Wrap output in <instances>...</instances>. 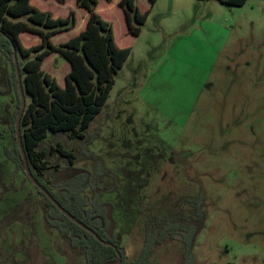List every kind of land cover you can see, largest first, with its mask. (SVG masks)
I'll return each instance as SVG.
<instances>
[{
    "label": "rangeland",
    "instance_id": "obj_1",
    "mask_svg": "<svg viewBox=\"0 0 264 264\" xmlns=\"http://www.w3.org/2000/svg\"><path fill=\"white\" fill-rule=\"evenodd\" d=\"M53 1L38 8L62 15ZM136 4L149 8L147 0ZM103 18L130 55L86 131L98 134L86 149L51 133L45 145L60 144L77 169L93 170L87 152L100 160L108 174L93 184L100 201L112 204L128 259L142 247L146 216H163L185 196L202 193L205 218L193 264H264V0L239 7L156 0L137 36L127 33L119 7ZM27 39L23 46L35 45ZM55 57L45 67L63 87L70 65ZM11 74L0 52V264H85L79 250L46 226L43 196L4 154L13 147L17 109ZM46 166L44 181L53 190L71 172L54 152ZM94 192L87 188L84 195L91 199ZM151 259L180 264L182 244L166 239Z\"/></svg>",
    "mask_w": 264,
    "mask_h": 264
},
{
    "label": "trees",
    "instance_id": "obj_2",
    "mask_svg": "<svg viewBox=\"0 0 264 264\" xmlns=\"http://www.w3.org/2000/svg\"><path fill=\"white\" fill-rule=\"evenodd\" d=\"M63 3L65 0H57ZM111 1V0H106ZM226 6H242L246 0H216ZM98 0H76V5L88 12L85 28L64 42L55 44L52 37L73 28V10L66 17H54L30 0H0V52L12 68L7 84L17 99L11 128L13 147L4 148L7 159L23 170V160L17 147L14 124L20 108L18 82L13 55L19 69L26 105L20 120L21 143L29 171L33 178L49 192L54 200L71 216L94 231L102 240L72 222L38 189L43 196V218L48 228L54 229L72 250H79L85 264H154V246L166 239H177L182 244L180 264L194 263V246L205 218V199L202 193L182 198L181 207L170 209L165 215H148L145 219L144 240L139 253L132 259L125 255L120 236L115 232L112 204L100 201V190L93 181L108 174L100 160L87 152L86 159L94 161L92 171L74 168V155L56 144L46 146L48 133L65 135L80 140L82 149L92 142L98 132L86 133L90 123L100 112L114 84V77L130 55L129 47L117 45L113 26L96 11ZM156 0H147L149 8L141 11L136 0H119L127 31L137 36L146 22ZM28 32L40 37V43L25 47L19 34ZM57 53L70 65L61 87L56 79L42 68L44 59ZM56 153L66 163L70 175L55 190L44 181L47 158ZM24 172V170H23ZM25 174V173H24ZM87 188L95 190L91 199L84 195ZM98 191V192H97ZM264 263V258H263Z\"/></svg>",
    "mask_w": 264,
    "mask_h": 264
},
{
    "label": "crops",
    "instance_id": "obj_3",
    "mask_svg": "<svg viewBox=\"0 0 264 264\" xmlns=\"http://www.w3.org/2000/svg\"><path fill=\"white\" fill-rule=\"evenodd\" d=\"M41 1H46V0H30V3L36 7H40L38 5H40V2ZM106 3L103 4V6H100L99 5V2L100 0H98L97 2V5H96V11L97 13L103 18V13H105L107 10L109 9H113L115 8V6L119 7L118 6V1L119 0H111V1H106L104 0ZM55 4H57V6L59 5L60 7V10H65L63 12V16L60 15V16H56L57 14H53L54 17H66L69 12L71 10L74 11L75 13V17H76V24L73 28L69 29V30H65V31H62V32H59L57 34H55L52 39V42L55 43V44H58V43H61V42H64L66 41L67 39H69L70 37L72 36H75L77 35L81 30H83L85 28V25H86V21L88 19V12L84 9V8H80L76 5V0H65L63 3H60V2H56V1H53ZM120 8V7H119ZM121 9V8H120ZM139 9L141 11H145L147 10L146 9V6H142V8L139 6ZM48 11V10H47ZM122 11V9H121ZM123 13V11H122ZM123 17H124V13H123ZM104 19V18H103ZM108 21V20H107ZM124 22H125V18H124ZM113 26V25H112ZM125 26H126V23H125ZM126 30H127V26H126ZM128 33V31H127ZM129 34V33H128ZM25 36V37H24ZM28 36H31V37H34L35 39L33 40L34 44H39L40 43V37L36 34H31V33H28V32H22L19 34V38H20V41L22 44L25 45V41L28 40ZM115 37V36H114ZM116 41V40H115ZM117 43V42H116ZM118 46H120L118 43H117ZM122 47V46H120ZM55 56H60L59 54L57 53H51L49 54L43 61L42 63V68L48 72L50 75H52V72H50L49 69H47L45 66H51L54 64L55 62ZM67 62V61H66ZM64 84H65V80H64Z\"/></svg>",
    "mask_w": 264,
    "mask_h": 264
},
{
    "label": "water",
    "instance_id": "obj_4",
    "mask_svg": "<svg viewBox=\"0 0 264 264\" xmlns=\"http://www.w3.org/2000/svg\"><path fill=\"white\" fill-rule=\"evenodd\" d=\"M14 58V66H15V72H16V76H17V82H18V93H19V98H20V108L18 111V114L16 116L15 119V124H14V133H15V139H16V143H17V147L19 149V152L21 154L22 160H23V170L26 174V176L28 177V179L30 180V182L36 187L38 188L56 207L57 209L63 213L64 215H66L72 222H74L75 224H77L79 227H81L82 229L86 230L87 232H89L90 234H92L99 242H102V240L98 237V235L92 231L90 228H88L87 226H85L83 223H81L80 221H78L77 219H75L73 216H71L64 208H62L55 200L54 198L49 194V192L47 190H45L31 175L30 171H29V166H28V162L26 159V156L24 154V150L22 147V143H21V135H20V120L23 114V111L25 109V105H26V100H25V96H24V92L22 90L21 87V82H20V75H19V69L16 63V55L14 53L13 55Z\"/></svg>",
    "mask_w": 264,
    "mask_h": 264
},
{
    "label": "flooded vegetation",
    "instance_id": "obj_5",
    "mask_svg": "<svg viewBox=\"0 0 264 264\" xmlns=\"http://www.w3.org/2000/svg\"><path fill=\"white\" fill-rule=\"evenodd\" d=\"M25 173V172H24ZM26 175V174H25ZM27 177V176H26ZM28 178V177H27ZM30 181V180H29Z\"/></svg>",
    "mask_w": 264,
    "mask_h": 264
}]
</instances>
